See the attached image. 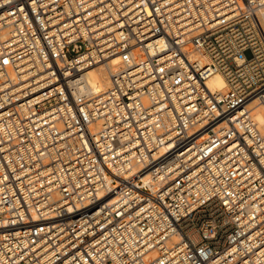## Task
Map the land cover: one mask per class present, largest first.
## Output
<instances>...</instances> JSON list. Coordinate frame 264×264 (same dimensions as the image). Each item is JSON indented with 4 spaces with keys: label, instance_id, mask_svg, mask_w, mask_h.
Masks as SVG:
<instances>
[{
    "label": "built area",
    "instance_id": "obj_1",
    "mask_svg": "<svg viewBox=\"0 0 264 264\" xmlns=\"http://www.w3.org/2000/svg\"><path fill=\"white\" fill-rule=\"evenodd\" d=\"M262 8L0 0V264H264Z\"/></svg>",
    "mask_w": 264,
    "mask_h": 264
},
{
    "label": "bare ground",
    "instance_id": "obj_2",
    "mask_svg": "<svg viewBox=\"0 0 264 264\" xmlns=\"http://www.w3.org/2000/svg\"><path fill=\"white\" fill-rule=\"evenodd\" d=\"M258 18L260 21V28L262 31V46L264 47V8H262L258 12ZM114 62L111 64L113 65ZM86 85L95 89L97 92L103 91L109 83L108 74L106 67L103 64H100L94 68H91L85 74V82ZM209 85L212 89H223L225 87V81L220 75H215L209 81ZM254 115L256 116L257 120H259L262 126V132L264 134V107L260 106L256 108Z\"/></svg>",
    "mask_w": 264,
    "mask_h": 264
},
{
    "label": "rangeland",
    "instance_id": "obj_3",
    "mask_svg": "<svg viewBox=\"0 0 264 264\" xmlns=\"http://www.w3.org/2000/svg\"><path fill=\"white\" fill-rule=\"evenodd\" d=\"M246 56H247L248 58H250V57H252V53H251L250 51H247V52H246Z\"/></svg>",
    "mask_w": 264,
    "mask_h": 264
}]
</instances>
